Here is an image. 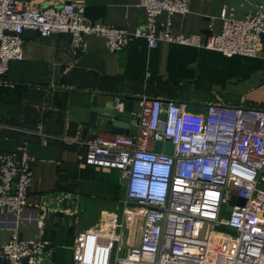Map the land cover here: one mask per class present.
I'll list each match as a JSON object with an SVG mask.
<instances>
[{"label": "built area", "instance_id": "obj_1", "mask_svg": "<svg viewBox=\"0 0 264 264\" xmlns=\"http://www.w3.org/2000/svg\"><path fill=\"white\" fill-rule=\"evenodd\" d=\"M190 0H142L145 22L128 31L91 24L84 8L72 4L19 8L15 0H0V79L12 62L23 60V34L41 38L66 34L73 49L83 39L99 36L111 53L142 39L149 49L159 43L204 49L226 58H255L264 36V3L244 20L221 13L218 35L172 36L156 33L155 19L184 15ZM118 116H125L116 98ZM172 100L140 99L136 134L96 137L87 144L84 165L115 170L124 184L122 215L140 220L136 244L123 242L118 212L101 226L79 232L72 246V264H264V109L207 105L201 115L185 112ZM172 145V154L153 152V144ZM26 142L15 152L0 151V215L21 216L29 207L32 168L36 160ZM244 200L228 217L219 216L231 197ZM76 203L74 197L67 198ZM54 201L55 205H51ZM37 210V237L26 241L14 233L0 246L8 264H57L54 249L44 239L49 214L75 217L79 208L62 206L58 196L41 197ZM225 226L236 236L218 233Z\"/></svg>", "mask_w": 264, "mask_h": 264}, {"label": "crops", "instance_id": "obj_2", "mask_svg": "<svg viewBox=\"0 0 264 264\" xmlns=\"http://www.w3.org/2000/svg\"><path fill=\"white\" fill-rule=\"evenodd\" d=\"M15 1L21 9L81 6L88 23L128 31L145 22L142 0ZM261 3L264 0H190L184 15H159L156 33L199 35L205 40L220 33L223 11L227 17L244 20ZM23 39V60L12 62L0 79V151L15 152L26 142V152L36 163L31 172L30 206L21 216L0 215V246L14 233L22 240L36 239L38 210L34 206L41 197L58 196L62 206H67V198L77 202L81 197L83 207L77 216L49 214L44 222V239L53 244L57 264H72L76 235L101 226L113 212L122 220L123 242L136 244L139 239L140 220L122 215L125 191L120 174L84 165L88 142L113 137L87 127L92 96L98 102L172 100L201 108L219 104L264 109V37L255 58H226L166 43L149 49L142 39L117 53L109 52L99 36L85 37L78 50L66 34L41 38L27 31ZM113 181L118 188L115 201Z\"/></svg>", "mask_w": 264, "mask_h": 264}, {"label": "water", "instance_id": "obj_3", "mask_svg": "<svg viewBox=\"0 0 264 264\" xmlns=\"http://www.w3.org/2000/svg\"><path fill=\"white\" fill-rule=\"evenodd\" d=\"M264 37V36H262ZM123 111L125 116H118L116 105L119 101L110 100L107 102H98L97 96H92L90 102V109L87 120V127L93 131H102L108 135H129L131 137L136 134V121L132 118L133 115L137 113L139 100L134 102L131 100H123ZM185 112H190L193 114L201 115L204 110L194 104H185ZM167 155L172 154V145L165 143L162 145L161 142H155L153 144V152L159 153L162 150ZM244 200L231 197L227 205L222 204L219 209V216L221 217L223 213H230L233 206H242ZM214 230L218 233L236 236L235 232L226 228L225 226H216ZM2 264H8L4 261Z\"/></svg>", "mask_w": 264, "mask_h": 264}, {"label": "rangeland", "instance_id": "obj_4", "mask_svg": "<svg viewBox=\"0 0 264 264\" xmlns=\"http://www.w3.org/2000/svg\"><path fill=\"white\" fill-rule=\"evenodd\" d=\"M78 199H77V202L75 203V202H73L72 200H69V202H68V204H67V208H70V209H73V208H79V210H81V208L83 207V200L81 199V197H77ZM51 205H55V202L54 201H52L51 202ZM228 213H224L223 214V216L225 217V218H227L228 217ZM60 243H58L57 245H59ZM69 255H70V257H71V252H69Z\"/></svg>", "mask_w": 264, "mask_h": 264}, {"label": "trees", "instance_id": "obj_5", "mask_svg": "<svg viewBox=\"0 0 264 264\" xmlns=\"http://www.w3.org/2000/svg\"><path fill=\"white\" fill-rule=\"evenodd\" d=\"M99 178H100V176H99ZM111 185L113 186V192H114V199H113V201H115L116 200V197H117L116 194L118 193V188H117V185H116L115 181H113V184H111Z\"/></svg>", "mask_w": 264, "mask_h": 264}]
</instances>
